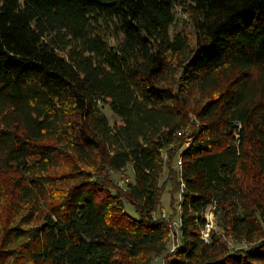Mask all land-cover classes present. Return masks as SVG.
I'll return each instance as SVG.
<instances>
[{
  "label": "trees",
  "instance_id": "obj_1",
  "mask_svg": "<svg viewBox=\"0 0 264 264\" xmlns=\"http://www.w3.org/2000/svg\"><path fill=\"white\" fill-rule=\"evenodd\" d=\"M160 256L264 264V0H0V264Z\"/></svg>",
  "mask_w": 264,
  "mask_h": 264
},
{
  "label": "rangeland",
  "instance_id": "obj_2",
  "mask_svg": "<svg viewBox=\"0 0 264 264\" xmlns=\"http://www.w3.org/2000/svg\"><path fill=\"white\" fill-rule=\"evenodd\" d=\"M176 18H177V21L172 26V30H171L172 33L180 32V31H185L186 32V31H189L192 28V25L188 21L187 15L184 12V10L181 8V6L180 7L178 6L177 9H176ZM103 111L108 116V118L111 121V123H113V122H115L117 120V117L114 115V113L112 112V110L110 109L109 106H104L103 107ZM177 162H178V159L176 160V165H175L176 167H177ZM166 174L167 173L165 172V174L163 175L164 177L161 180V182H163V181L166 180V178H167ZM126 175H124V176L125 177H129V180L130 181H134L135 180V176H134V172H133V167L132 166H129L127 168ZM113 177H114L115 181L117 183H119L120 185H122V186H125L126 185V180H125L126 178H123V177H121L118 174H113ZM171 197H172V191L170 190V186L168 184V185H166L165 191H164V193L162 195V198H161V203L163 205H162L161 209L157 212L156 216L157 215L162 216L163 212L166 213V216L168 214H171L172 213V209H171V206H172V204H171ZM178 197L179 196L176 194V200H177ZM126 205H127L126 206L127 212L130 215H132L133 217H137V213H136L133 205H131L129 201L126 202ZM174 218L175 219H178V213L174 216ZM211 219H212V223L208 227L209 228H215L216 227V217H213V215H212ZM180 242H181V235H178V234L173 235L172 236L171 243H170V247L171 248L172 247H175ZM232 244H234V243H232ZM153 264H165L164 257H162V256L158 257L157 259H155L153 261Z\"/></svg>",
  "mask_w": 264,
  "mask_h": 264
},
{
  "label": "built area",
  "instance_id": "obj_3",
  "mask_svg": "<svg viewBox=\"0 0 264 264\" xmlns=\"http://www.w3.org/2000/svg\"><path fill=\"white\" fill-rule=\"evenodd\" d=\"M178 167H179V169H181V167H182V161H180V160H178ZM182 187H183V184H182ZM181 195L182 194L180 193L178 198H180ZM162 216L163 217H167L165 212H163ZM210 216L212 217V214L211 213H210V215L209 214L207 215L208 226L211 225V223H212V219H211ZM180 225H181V220H180L179 217H178V219H172V221H170L169 226L172 229V231L174 230V235L178 234L177 231L180 228ZM208 234H209L208 232H204V238L205 239H207Z\"/></svg>",
  "mask_w": 264,
  "mask_h": 264
}]
</instances>
